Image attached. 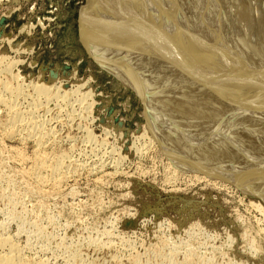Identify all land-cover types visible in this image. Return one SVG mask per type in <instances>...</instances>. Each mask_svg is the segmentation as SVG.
I'll use <instances>...</instances> for the list:
<instances>
[{
    "label": "rangeland",
    "instance_id": "374dc122",
    "mask_svg": "<svg viewBox=\"0 0 264 264\" xmlns=\"http://www.w3.org/2000/svg\"><path fill=\"white\" fill-rule=\"evenodd\" d=\"M89 8L0 0V85H18L20 110L38 98L31 85L49 88L33 113L48 135L39 147L23 129L6 134L0 103V234L43 264H264V195L169 153L170 122L160 139L152 106L104 65ZM38 152L65 155L62 171L39 181Z\"/></svg>",
    "mask_w": 264,
    "mask_h": 264
},
{
    "label": "bare ground",
    "instance_id": "6f19581e",
    "mask_svg": "<svg viewBox=\"0 0 264 264\" xmlns=\"http://www.w3.org/2000/svg\"><path fill=\"white\" fill-rule=\"evenodd\" d=\"M89 1L87 31L95 51L152 106L154 134L160 138L158 128L170 122L169 153L264 195V0ZM8 82L0 85L10 93L0 96L9 112L4 130L13 136L23 129L39 147L47 134L33 113L49 88L31 85L38 101L20 110L15 100L22 90ZM34 155L31 174L39 181L41 172L59 173L66 164L62 154L49 161ZM0 249V264H43L25 259L3 234Z\"/></svg>",
    "mask_w": 264,
    "mask_h": 264
}]
</instances>
